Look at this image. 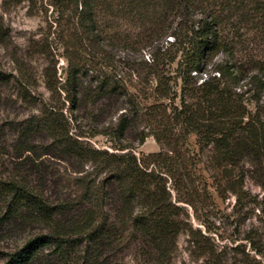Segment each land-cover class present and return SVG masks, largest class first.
Returning a JSON list of instances; mask_svg holds the SVG:
<instances>
[{
  "label": "trees",
  "instance_id": "obj_1",
  "mask_svg": "<svg viewBox=\"0 0 264 264\" xmlns=\"http://www.w3.org/2000/svg\"><path fill=\"white\" fill-rule=\"evenodd\" d=\"M25 1L35 7L38 0H9ZM50 5L57 37L47 44L62 49L68 62L61 90L69 115L41 101L27 119L9 129L0 125V157L11 165L0 159V228L30 229L3 264H125L134 252L145 264H172L189 225L177 204L187 199L174 201L169 181L178 190L175 175H195L201 164L205 171L214 169L213 175H246V166L263 169L264 113L251 107L261 101L262 77L257 73L242 83L247 77L237 63L213 61L235 56L230 25L238 17L260 24L264 0H50ZM123 19L141 30L136 43L143 47L174 38L170 48H157L151 62L145 61L146 81L155 82L149 91L119 72H96L87 83L81 79L89 64L96 71V61L79 58L84 30L99 40ZM133 74L141 80L139 71ZM7 82L0 72V87ZM149 99L154 101L147 105ZM7 130L11 140L5 139ZM136 131L143 134L140 144L152 135L162 150L137 157ZM100 135L113 151L94 146L91 140ZM191 135L199 151L191 150ZM48 161L53 166L46 168ZM64 175L76 180L77 191L68 194ZM242 182L227 181L240 202L235 188ZM252 249L261 255L255 243ZM208 254L218 264L214 249Z\"/></svg>",
  "mask_w": 264,
  "mask_h": 264
},
{
  "label": "rangeland",
  "instance_id": "obj_2",
  "mask_svg": "<svg viewBox=\"0 0 264 264\" xmlns=\"http://www.w3.org/2000/svg\"><path fill=\"white\" fill-rule=\"evenodd\" d=\"M53 10L50 0H38L35 7L28 1L13 4L9 0H0V72L8 81V84L0 87V125L6 126V129L12 123H18L37 113L41 101L63 108L66 116L69 115L67 110L70 104L66 102L65 93L61 90L68 78V62L62 49H55L54 44L50 49L47 44L57 37ZM235 21V25H230L235 56L230 58L220 55L213 63H237L242 68L244 77H247L242 83H246L249 77L257 73L264 82V20L258 19L260 24L256 25L240 17ZM119 23L120 28L109 31V36L95 41L92 40L91 33L84 30L78 45L79 58L84 62L96 61V71H89V68L92 69L89 64L88 72L81 71V79L87 83L96 72L101 75L119 72L133 86L147 87L149 91L154 88L155 82L146 81L145 75L149 68L145 61L151 62V54L157 48H170L174 38L168 37L155 46L143 47L136 43L141 30L133 28L125 19ZM42 50L46 52H37ZM134 71L141 73V80L133 74ZM247 87L249 88L245 86L244 90ZM252 88L256 89V85L252 84ZM260 95L259 105L253 104L251 107L254 110L258 107L264 113V89L260 91ZM25 97L27 100L24 101ZM153 101L149 99L144 102L149 105ZM98 109L117 113L114 107L108 105H99ZM6 134L5 139L11 140L12 131L7 130ZM142 136L139 131L133 133L136 145L134 153L137 157L162 150V146L152 135L146 136L145 141L140 144ZM106 141L107 138L102 135L91 140L95 147L113 151ZM189 143L191 150L199 151L194 135L189 137ZM207 154L205 151V159L209 161L210 156L208 158ZM0 159L11 167L7 158L5 160L2 156ZM52 166L49 161L45 163L46 168ZM199 167L202 170L195 175H175L178 190L172 188L174 185L171 184L175 182L170 180L168 183L172 188L169 189L174 201L178 198L187 199V203L183 201L177 204L184 208V220L189 225L178 239L172 264H214V259L208 254L213 249L215 259H219L216 262L218 264H264V166L262 170L246 166V175H213L214 169L211 167L208 171L204 170L202 164ZM64 177L65 184L70 186L66 190L68 194L77 191L76 180L69 175ZM229 178H243L241 189L239 190V186L235 188L241 191V202L238 201V195L230 190L227 183ZM29 230L12 233L6 226L0 228V264L29 236ZM252 243L261 251V255L252 249ZM144 261L142 254L134 252L126 256L123 263L145 264Z\"/></svg>",
  "mask_w": 264,
  "mask_h": 264
}]
</instances>
